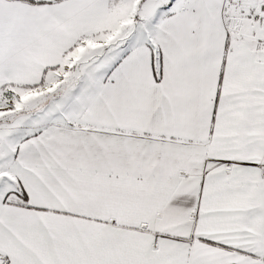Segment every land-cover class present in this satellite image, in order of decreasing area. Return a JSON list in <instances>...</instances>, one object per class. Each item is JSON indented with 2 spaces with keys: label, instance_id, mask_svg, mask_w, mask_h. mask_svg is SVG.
Listing matches in <instances>:
<instances>
[{
  "label": "snow or ice",
  "instance_id": "1",
  "mask_svg": "<svg viewBox=\"0 0 264 264\" xmlns=\"http://www.w3.org/2000/svg\"><path fill=\"white\" fill-rule=\"evenodd\" d=\"M0 264H264V0H0Z\"/></svg>",
  "mask_w": 264,
  "mask_h": 264
}]
</instances>
